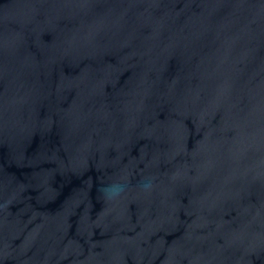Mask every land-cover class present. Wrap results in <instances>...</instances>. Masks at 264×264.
<instances>
[{
	"label": "water",
	"instance_id": "1",
	"mask_svg": "<svg viewBox=\"0 0 264 264\" xmlns=\"http://www.w3.org/2000/svg\"><path fill=\"white\" fill-rule=\"evenodd\" d=\"M0 264H264V0H0Z\"/></svg>",
	"mask_w": 264,
	"mask_h": 264
},
{
	"label": "clouds",
	"instance_id": "2",
	"mask_svg": "<svg viewBox=\"0 0 264 264\" xmlns=\"http://www.w3.org/2000/svg\"><path fill=\"white\" fill-rule=\"evenodd\" d=\"M126 185L122 183H112L109 185H106L102 188V192L105 194L106 197L108 198H115L119 196L124 190H125ZM144 188H150L151 187V182L146 181L143 184Z\"/></svg>",
	"mask_w": 264,
	"mask_h": 264
}]
</instances>
